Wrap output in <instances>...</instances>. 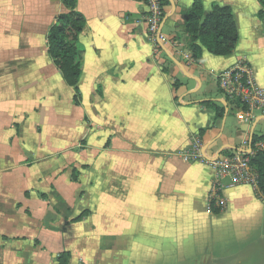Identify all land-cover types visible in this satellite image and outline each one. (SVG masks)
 Returning a JSON list of instances; mask_svg holds the SVG:
<instances>
[{
	"label": "crops",
	"instance_id": "0c3cea01",
	"mask_svg": "<svg viewBox=\"0 0 264 264\" xmlns=\"http://www.w3.org/2000/svg\"><path fill=\"white\" fill-rule=\"evenodd\" d=\"M202 1L206 12L232 7L239 42L227 56L204 49L196 63L182 14L194 0H169L162 29L177 39L159 56L143 1L77 0L86 18L77 105L47 40L63 1L0 0V264H57L63 251L70 264H264V195L238 185L213 209V169L180 155L196 134L210 154L264 136V116L230 112L218 81L243 61L264 87L261 5ZM210 101L225 107L221 118ZM63 186L82 209L70 213ZM53 207L60 214L47 227ZM70 229L77 247L43 240Z\"/></svg>",
	"mask_w": 264,
	"mask_h": 264
},
{
	"label": "trees",
	"instance_id": "16d2710c",
	"mask_svg": "<svg viewBox=\"0 0 264 264\" xmlns=\"http://www.w3.org/2000/svg\"><path fill=\"white\" fill-rule=\"evenodd\" d=\"M67 12L60 14L56 22L50 27L47 36L49 53L55 65L63 75L64 80L75 90L74 101L77 105L81 102V94L78 86L83 74L85 64V52L81 48L79 39L86 25L85 16L77 10V0H62ZM261 8L258 12L260 19H264V0H258ZM166 7L169 0H162ZM184 17V31L190 41L189 50L192 60L196 63L202 61L204 49L213 55L227 56L232 54L239 42V29L231 6H223L217 3L206 12L202 0H194L190 9L182 11ZM173 39H177L174 37ZM163 53L162 47H158L159 56ZM230 112L239 113L245 109L238 98L227 97ZM203 105L212 108L216 112V119L225 114V107L216 101L206 102ZM264 139L254 136L253 146ZM251 165L258 174V195H264V151H258L251 158ZM78 180L77 176L73 178ZM217 211V209H215ZM86 215L81 214L73 221L77 222ZM72 254L63 251L57 257V264H70Z\"/></svg>",
	"mask_w": 264,
	"mask_h": 264
},
{
	"label": "built area",
	"instance_id": "2783aa9c",
	"mask_svg": "<svg viewBox=\"0 0 264 264\" xmlns=\"http://www.w3.org/2000/svg\"><path fill=\"white\" fill-rule=\"evenodd\" d=\"M146 4L144 15L148 27L149 41L154 47L155 55L158 47L166 44L174 45L163 32L162 25L166 16V7L162 0H140ZM188 57V55H186ZM220 88L226 97L238 98L245 105L240 113L245 121L264 116V87L254 80L253 72L247 62H239L236 66L218 75ZM258 151H264V143L245 140L242 149L229 150L210 154L199 134L192 138L191 144L180 152L186 162L202 163L214 171L213 182L209 193L211 207L224 208L223 192L238 185L248 184L258 190V174L251 165V158Z\"/></svg>",
	"mask_w": 264,
	"mask_h": 264
},
{
	"label": "rangeland",
	"instance_id": "374dc122",
	"mask_svg": "<svg viewBox=\"0 0 264 264\" xmlns=\"http://www.w3.org/2000/svg\"><path fill=\"white\" fill-rule=\"evenodd\" d=\"M62 161L65 163H66V161H71V157H66V159H62ZM75 174H76L75 176L79 177V172H76ZM62 195H63L64 199H67L66 198L67 196L69 198V200H67V201H70L69 204L72 207L71 211H70L71 214L74 213V211H76V210L78 211L80 208L82 209V207H83L82 206V203H83L82 199H80L79 197H76V191L75 190L68 192L67 189L65 188V186H63V194ZM58 198H62V197L59 195ZM66 205L68 208L70 207L67 203H66ZM60 207H61L62 212H63V210H66L62 205ZM59 214H60V210L53 207V209L49 212V215L45 219V226L48 227L50 225V221L54 222V220L57 219V217H59ZM66 214L68 215L69 213L66 212ZM68 219L69 218H67V220ZM77 231H73V229L72 230L70 229L67 231L60 230V231H56V234L52 235V236H47V234L46 233L44 234V232H43L42 237H43V240L48 247H49V244H51V246L56 245L58 248L62 247L63 250L71 249V247H73V246L77 247L78 246L77 244L80 243V240H83L82 238H80L82 236L76 234Z\"/></svg>",
	"mask_w": 264,
	"mask_h": 264
}]
</instances>
